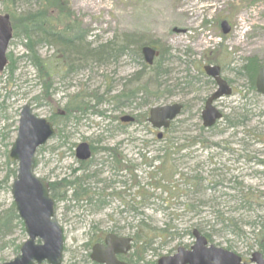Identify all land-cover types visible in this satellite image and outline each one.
I'll list each match as a JSON object with an SVG mask.
<instances>
[{
    "label": "rangeland",
    "instance_id": "obj_1",
    "mask_svg": "<svg viewBox=\"0 0 264 264\" xmlns=\"http://www.w3.org/2000/svg\"><path fill=\"white\" fill-rule=\"evenodd\" d=\"M17 1L18 12L37 7V0ZM67 3L68 20L81 29L83 43L89 50L106 44L119 47L127 37L131 38L129 52L100 59L99 63L93 59L79 62L75 52L63 53L60 64L65 65L66 71L53 78L51 95L43 97L36 72L26 58L25 41L22 38L11 40L7 66L0 73V217L14 211L10 186L15 166L8 162V151L16 137L19 112L28 104L36 117L49 121L56 129L55 136L36 152L35 174L58 187L54 208L63 231L62 264L89 261L90 249L84 247L89 237L95 230L106 233L113 227L122 228L130 237H138L139 242L134 241L129 257L134 264H156L161 257L172 256L177 248L188 249L194 241L190 234L194 228L201 231L210 244L246 262L254 252L264 257V248L258 245V231L264 230V165H259L264 163V144L261 143L264 142V98L252 88V80L248 81L243 73L237 74L246 59L256 58L264 63V0H67ZM5 8L12 10V3L0 2V15L6 14ZM224 20L231 30L223 36L220 23ZM72 23L67 21L61 28L72 27ZM138 45L157 52L154 63L161 65V78H153L151 69H142L144 63L142 56L141 59L137 56ZM58 49L43 43L37 46L36 52L40 58L52 60ZM12 56L15 63L10 73ZM68 57L73 61L72 67L66 60ZM204 66L220 68L221 76L233 88L232 96L224 100V115L233 120L234 115H240V109L249 104L252 116L243 127L228 129L220 135L226 126L219 122L212 131L199 132L202 101L215 88L204 74ZM140 72L138 79L136 74ZM142 87L145 92L139 91L130 102L116 98L123 92ZM144 99H147L146 107L138 109ZM174 103L185 108L173 126L163 132V138L156 140L146 121L148 110ZM82 104V111L71 112ZM123 116L137 121L128 125L121 123L119 118ZM115 131L117 134L110 137ZM249 132L253 137L248 138L246 133ZM176 137L180 145L193 137L206 141L207 147L236 141L230 149L239 155L246 154L244 147H247L255 158L251 166L241 160L236 166L239 170L229 173L240 177V191L245 195L223 188L202 190L208 183L219 184L229 178L224 171L227 156L222 154L220 157H224L220 158L218 148L204 149L198 159L189 162L183 151L158 153L156 148L175 142ZM80 143L88 144L92 152L85 171L81 169L82 162L75 158V148ZM117 144H122L117 152L125 157L123 162L128 167L135 166V170L125 176L128 193L123 200L129 206L144 200L145 208L138 214L120 213L119 202H113L111 210L93 213L72 197V187L64 188V183L60 182H74L97 171L98 163L107 154L105 150L115 149ZM158 157L161 163L154 161ZM145 162L152 164L151 167ZM191 165L195 169L187 171ZM214 169L218 171L212 174ZM193 174L204 181L195 192L202 194L200 199L208 204L203 210L199 209L198 214L185 211L189 188L186 180ZM99 178L104 185L95 183ZM99 178L86 180L88 197H93L97 191L107 195L114 185L106 168ZM157 183L160 186L157 187ZM105 185L110 186L105 188ZM121 187L114 186L113 191H121ZM213 209L219 211L218 214H213ZM25 239L17 221L12 219L11 232L0 238V263L11 261L18 253L16 247Z\"/></svg>",
    "mask_w": 264,
    "mask_h": 264
},
{
    "label": "water",
    "instance_id": "obj_2",
    "mask_svg": "<svg viewBox=\"0 0 264 264\" xmlns=\"http://www.w3.org/2000/svg\"><path fill=\"white\" fill-rule=\"evenodd\" d=\"M222 34L230 31L226 21L221 23ZM12 39L9 17L0 15V73L7 64L6 53ZM144 62L151 66L157 53L150 47H142ZM205 74L216 84V91L208 98L201 114L203 126L209 128L220 119V114L211 106L212 101L228 96L230 88L220 77L218 67L205 66ZM256 92L264 96V66L255 79ZM181 111L179 104L157 106L149 110L148 123L155 129H167ZM122 122L133 121L124 117ZM55 135L53 126L45 119L36 117L28 104L19 113L17 134L9 151V158L16 163V175L10 187V194L18 218L23 224L27 239L20 246L19 254L10 262L1 264H61L63 252L62 230L56 221L53 200L49 196L47 182L34 174L35 153L50 138ZM161 134H158V138ZM76 157L80 160L90 158L87 144L76 148ZM195 241L190 250L178 248L173 256L162 257L157 264H245L239 256L227 250L206 246V240L198 231L193 230ZM130 239L107 235L104 246L92 248L90 260L97 264H122L115 259L116 254H124L130 250ZM251 264H264L263 256L254 252L250 258Z\"/></svg>",
    "mask_w": 264,
    "mask_h": 264
},
{
    "label": "trees",
    "instance_id": "obj_3",
    "mask_svg": "<svg viewBox=\"0 0 264 264\" xmlns=\"http://www.w3.org/2000/svg\"><path fill=\"white\" fill-rule=\"evenodd\" d=\"M0 2H11L12 3V10L5 8L6 14L9 16L10 22H12V32H13V39L15 38H22L25 41L23 47L26 51V58L29 59L31 66L34 68L36 72V76L40 85L42 86V96L49 97L51 95L53 84L52 80L57 74L63 75L66 71L64 68L65 65L62 67L60 62L62 61L60 55L70 54L75 52V55H78L79 62L84 61L86 59H93L94 62L99 63L100 59H106L111 56L122 55L124 53L129 52V41L131 42V38L125 37V43L121 46L114 47V44H106L97 47L94 50H89V46L84 44L83 42V32L81 29L79 30L75 24L72 23L71 20H68L70 16V11L68 9L67 0H37L36 9H31L29 11L18 12L17 11V0H0ZM72 23V27H65L62 29V24L66 22ZM74 25V26H73ZM78 25V24H76ZM57 27V28H56ZM62 30H61V29ZM69 30L71 32H69ZM69 33L70 36H67ZM50 44L55 45L59 49L56 55L53 56V59H42L38 56L36 52L37 46L41 44ZM136 45V44H135ZM137 56L140 58V48L141 46L138 45L137 47ZM61 50V51H60ZM133 52V51H131ZM69 56V55H68ZM11 60V56H10ZM70 66H73V61L66 59ZM15 61L13 60L12 56V67L9 65L10 69L9 72L13 73V66ZM261 63L256 58L246 59L244 65L241 67L242 72L247 78H251V84L253 88V81L256 75L258 68L260 67ZM160 64L154 63L152 67L142 66V69H151L153 73V78H161L162 73H160ZM72 69V68H71ZM142 72L137 73L136 77L139 79V76ZM136 78V79H137ZM152 78V79H153ZM156 83V81H155ZM139 91H144V88H135L134 90H128L123 92L120 95H117L116 98L120 99L121 101L124 99L125 101L133 100ZM78 97V96H76ZM120 104L121 102L118 101ZM147 99H144L141 104H146ZM124 104V103H123ZM122 104V105H123ZM83 104L79 107H76L75 110L71 112H75L77 110L82 111ZM235 123L229 122V126H234ZM168 146H163L161 150H168ZM107 151H111L108 150ZM113 152V151H111ZM113 157V155H110ZM166 157V156H165ZM11 165H14L11 161L8 160ZM67 187L73 186L74 189L80 192L75 193L73 196L74 199L79 200L86 198L88 194V189L85 188L83 185V181L81 179H75L74 182H63ZM50 197L56 201L58 195V187L55 184H50ZM64 198V195H62ZM61 197V198H62ZM60 198V197H59ZM88 202H92L93 199L90 197ZM12 219H15L18 222L17 216L13 210L7 212L4 217H0V238L6 234H9L12 230ZM20 224V223H18ZM263 227V226H262ZM258 245L262 249L264 248V230L258 231ZM18 250V247H16ZM139 254V251H136V255ZM139 258H137L138 262ZM131 261V260H130Z\"/></svg>",
    "mask_w": 264,
    "mask_h": 264
},
{
    "label": "flooded vegetation",
    "instance_id": "obj_4",
    "mask_svg": "<svg viewBox=\"0 0 264 264\" xmlns=\"http://www.w3.org/2000/svg\"><path fill=\"white\" fill-rule=\"evenodd\" d=\"M262 66H264V63H262L261 65H260V67L258 68V70L262 67ZM258 70H257V72H256V75H257V73H258ZM220 75H221V72H220ZM256 75H255V78H254V81H253V85L255 86V79H256ZM207 77V76H206ZM222 77V76H221ZM222 79L227 83V85L230 87V94L228 95V96H222L221 98H219V99H217V100H214V101H212V103H211V106L214 108V109H216L217 111H218V113L220 114V119L219 120H217L215 123H214V125L212 126V127H210V128H208V129H205V128H203L202 127V125H201V128L203 129V132H210V131H212V129L213 128H215V126H216V124L217 123H219V122H222V123H224V115H223V112H222V110H223V107H224V100L225 99H227V98H230V96H232V93H233V88H232V86L231 85H229V83L222 77ZM208 81L209 82H211L214 86H215V88H214V91L216 90V84H215V82H214V80L212 79V78H209L208 77ZM254 86H253V88H254ZM254 90H255V88H254ZM214 91L208 96V97H205V99H203V101H202V107H201V110H200V112H199V117H198V114H197V117H198V119L200 120V123L202 124L203 123V121H202V119H201V114H202V112L204 111V108H205V105H206V102H207V100H208V98H210V96L214 93ZM264 98V97H263ZM244 99L247 101L248 99H247V97H244ZM248 103H246V108L248 109ZM253 105L251 104L250 105V107H252ZM182 108H183V105H182ZM250 112V111H249ZM191 114H192V112H191ZM135 121H137V120H133V122L135 123ZM121 122V121H120ZM122 123V122H121ZM129 123H127V125H128ZM224 125V124H223ZM172 126H173V124H172ZM237 127H235V128H229V127H225L223 130H221L220 131V135H222V134H224L228 129H236ZM151 133H155V131L154 130H152L151 131ZM232 133H233V136L235 137V133H234V131H232ZM247 135H248V138H249V135L250 134H252L251 132H249V133H246ZM251 136V135H250ZM251 137H253V136H251ZM249 142H250V140H248ZM232 143H236V141H233V142H231V141H223V142H221V143H219V144H214V145H212V146H209V147H207L206 146V141H197V139L196 138H193V137H190V139L185 143V145H175L174 143H170L169 145H168V147H169V149L171 150V151H173V152H176L177 154L178 153H181L182 151L185 153V157H186V159H187V162H189V161H193V160H195V159H198L199 157H200V152L201 151H203L204 149H208V150H211V149H214V148H217L218 147V151L220 152V155H219V157L220 156H222V154L224 155V156H227L226 158L228 159V161H227V165H226V168L224 169V171H225V173L226 174H228L229 175V173L233 170V171H235V170H239V168H237L236 166L238 165V164H240V162H241V160H243L246 164H249V166H251V164L253 163V161L255 160V158L254 157H252V155H251V153H249L248 151H247V147H244V153H246V154H244V155H239V154H236L233 150H231L230 149V145L232 144ZM262 144H264V142H261ZM81 144V143H80ZM246 144H248L249 145V143H246ZM79 145V144H78ZM77 145V146H78ZM122 144H117V147H115V149H110L111 151H113V152H109V155H113V157L112 156H110V157H108L110 160V162L108 161V159H107V157L105 156L104 157V159L103 160H101V162H109V164H110V167H111V169L113 170V173H114V175H115V177H116V182L114 183V182H111V184L113 183L114 185H112V186H110V185H105V188H109V186H110V188H109V193L107 194V195H105V194H103V192L102 191H97V193H94L93 194V197L92 196H89L88 197V194L86 195V198H83V199H79V200H76V201H81V203H84V207L85 208H88L90 211H92L93 213H95L96 211H103V210H107V209H110V207H111V205H112V203L113 202H119L120 204H121V206L119 207V209H121L120 210V213H125V212H133L134 210H136V211H138V210H142L143 208H145V204H144V200L143 201H140V202H138V203H134L133 204V206L132 205H130L129 206V204L128 203H126V202H124V200H123V198L125 197V194H127L128 193V190H127V188H128V185H127V183H126V181H125V176L128 174V173H130V171L132 172V170H135V166H131V167H128V165L127 164H125L123 161H125V157H123V156H121V154L120 153H118L117 152V150H119V149H121V146ZM248 145H244V146H248ZM77 146H76V148H77ZM76 148H75V153H76ZM89 149H90V152H91V148L89 147ZM157 149V148H156ZM91 156H92V152H91ZM223 156V157H224ZM223 157H220V158H223ZM75 158L78 160V161H80V162H82V164H81V169L83 170V171H85L86 170V162L88 161V160H80V159H78L77 157H76V154H75ZM165 158V157H164ZM163 158V159H164ZM219 158V159H220ZM161 161H162V159H159L158 160V162H160L161 163ZM261 164L262 165H264V163H262L261 162ZM90 165V164H89ZM218 170H211V173L213 174V173H215V172H217ZM232 171V172H233ZM250 171V170H249ZM128 172V173H127ZM193 173H195V172H193ZM250 177H251V174L249 175ZM89 178H90V175H85V176H82V177H79V179H81L82 181H83V185L85 186L86 185V182L89 180ZM200 178V176L199 175H196V174H193V175H191L187 180H186V182H187V186L189 187H187L188 189H192V188H194V186L197 184V182L200 180L199 179ZM87 180V181H86ZM226 181V182H225ZM240 177H238V175H229V178L228 179H222L221 181H219L218 183L219 184H217V183H215V184H212V183H208V185L210 186V190H212V191H214V190H216L217 188H223V189H226V190H228V191H230V192H232V193H234V192H237L239 189H240ZM60 182H62V184H63V182H65V181H63V180H61ZM50 184H52V183H50ZM61 184V185H62ZM60 185V186H61ZM99 185H104V183H100V184H98V186ZM114 186H117V187H119V186H122L121 188H122V190L120 191H116V190H114L113 191V187ZM63 187L65 188H69V187H67V185H65V184H63ZM72 188H73V190H74V193H73V195L75 194V193H78V192H80L79 190H75L74 189V187L73 186H71ZM239 192V191H238ZM239 195H245L244 193H242V194H240V193H238ZM72 195V197H74ZM94 196L96 197L95 199H94ZM92 198L93 199V201L92 202H88L87 200L89 199V198ZM193 196H192V194L190 193V197H188V201H187V203H186V206H185V211H187V212H194V211H197V210H199V209H203V203H202V205L201 204H199V202H197L196 200H193L194 198H192ZM241 197H243V196H241ZM231 198V197H230ZM244 198V197H243ZM236 199V198H235ZM96 200V201H95ZM234 201H236V200H234ZM245 203V202H244ZM248 205L250 206L251 205V201L249 200L248 201ZM146 206H152V205H148V204H146ZM239 206V205H238ZM111 210V209H110ZM113 211V210H112ZM92 229H96V227H93ZM107 234H111V235H114V236H116L117 238H124V239H126V238H128V235L127 234H125L124 232H123V230L121 229V228H119V227H113L112 229H110L108 232H106V233H101V232H97L96 230L93 232V234L89 237V241L84 245V247H86L87 249L89 248L90 249V253H89V255H88V258L90 259V254H91V252H92V248L94 247V246H96V245H101V246H104V239H105V236L107 235ZM205 236V235H204ZM205 239H206V242H207V246H209V245H213V244H210V242H209V240L207 239V237L205 236ZM132 240V242H131V250L130 251H128V252H126V253H124V254H116L115 255V259L117 260V262H119V263H122V264H130V259H129V257H130V253H131V251H132V249H133V246H134V240H133V238L131 239ZM192 246V245H191ZM190 246V247H191ZM190 247L188 248V249H190ZM250 258H251V256H250ZM250 258H249V261L248 262H246V261H244V260H242L241 259V261L243 262V263H245V264H251L250 263ZM87 262L89 263V264H97V263H95V262H92V261H88L87 260Z\"/></svg>",
    "mask_w": 264,
    "mask_h": 264
},
{
    "label": "bare ground",
    "instance_id": "obj_5",
    "mask_svg": "<svg viewBox=\"0 0 264 264\" xmlns=\"http://www.w3.org/2000/svg\"><path fill=\"white\" fill-rule=\"evenodd\" d=\"M140 55L142 56V54H141V48H140ZM142 59H143V56H142ZM143 63H144V65L145 66H147V64L144 62V60H143ZM143 66V65H142ZM242 68H240L239 69V72L237 73L238 75H240L241 73H243L242 72V70H241ZM246 78H247V76H245ZM247 80L248 81H251V78H247ZM143 107H146L145 106V104L143 105V104H139L138 105V109L139 108H143ZM183 108H185L184 107V105H183ZM241 110V114L239 115V114H236V115H234V117H233V120H230V117L229 116H226V115H224V126H227V127H231V128H235V127H239V126H241V127H243L242 125H244L248 120H249V118L252 116L251 114H250V112H249V110L246 108V105L243 107V108H241L240 109ZM149 111V110H148ZM191 112H193V108H191ZM192 116V115H191ZM262 116H263V114H262ZM190 120H192V117L190 118ZM229 122H232V123H235V125L234 126H229ZM202 125V127L203 128H205L204 126H203V123L201 124ZM201 125L199 126V132L201 133V132H203V129L201 128ZM190 127L191 128H193L194 126H193V124H191L190 125ZM205 129H207V128H205ZM116 130V129H115ZM106 132H108V131H106ZM117 134V131H115V132H113V134H111L110 135V137H112V136H114V135H116ZM189 138H187V140H188ZM15 140V139H14ZM14 140H13V142H14ZM177 137H176V139H175V142L173 141L172 143H174L175 145H180V144H178L177 143ZM12 142V143H13ZM12 143H11V145H10V148H11V146H12ZM171 143V142H170ZM169 143V144H170ZM86 144V143H85ZM88 145V144H87ZM181 145H184V144H181ZM89 146V145H88ZM163 147V146H162ZM162 147H159V148H157L156 150H158V153H160L161 154V152H162V150H161V148ZM165 147V146H164ZM10 148H9V151H10ZM218 148V147H217ZM214 149H216V148H214ZM110 150V149H109ZM9 151H8V156H9ZM105 152L107 153H105L106 155V157L108 158V157H110V155H109V152L110 151H107V149L105 150ZM76 154V153H75ZM212 157V156H211ZM212 159V158H211ZM211 159H208L209 161H211ZM260 166H262V164H259ZM258 165V163H257V166H259ZM98 170L97 171H91V173H90V178L89 179H95L96 177L97 178H99V176L103 173V170H104V168H106L107 170H108V173H109V176H110V183L111 182H116L117 180H116V177H115V175H114V173H113V170L111 169V167H110V164H109V162L107 161H103V162H100V163H98ZM148 166V168H150V166L149 165H147ZM195 169V166H189L188 168H187V171H192V170H194ZM13 179H14V177H13ZM13 179H12V181H13ZM42 179V178H41ZM44 180V179H43ZM45 181V180H44ZM97 182H95L97 185L98 184H100V183H104V181H103V179H101V178H99L98 180H96ZM202 182H204L203 180H199L198 182H197V184L194 186V188H190V189H187V193H188V197H190V193L192 194V198H194L193 200H196L197 202H199V204H201L202 205V203L204 204L203 205V209L204 208H206L207 207V205L208 204H205L201 199H200V195H201V198H202V194H196V192H195V190H196V188L199 186V184L200 183H202ZM11 184H12V182H11ZM86 184H88V183H86ZM156 186L158 187V186H160V184H156ZM87 188H89V186H87ZM240 188H241V184H240ZM202 190L204 191H211L210 190V186L208 185L206 188H203L202 187ZM239 191V192H238ZM237 191V193H240V194H242V191H240V189ZM89 194V193H88ZM142 197V196H141ZM144 197V196H143ZM96 201V200H95ZM241 205L242 204H240V206L239 207H241ZM245 205V203L243 202V206ZM247 205H248V203H247ZM243 206L241 207V208H243ZM248 207H250L249 205H248ZM214 208V207H213ZM144 209V208H143ZM142 209V210H143ZM203 209H201V210H203ZM138 212H139V210L138 211H136V210H134L132 213H136V214H138ZM219 212V211H218ZM218 212H214V209H213V211H212V213L213 214H215V213H217L218 214ZM198 213H201L200 212V210H197V211H194V214H198ZM16 214V213H15ZM17 216V215H16ZM216 218H217V216H216ZM17 219H18V222H17V224L18 223H20V224H18V226L20 227V230L23 232L24 231V229H23V224H22V222H21V220L18 218V216H17ZM122 229V228H121ZM123 230V229H122ZM193 230H195V231H198V233L199 234H202L201 233V231H199V230H197V229H193ZM192 230V231H193ZM191 231V232H192ZM128 238H133V240L136 242V244H138V237H135V236H133V237H130L129 235H128ZM134 254V253H133ZM135 254H136V252H135ZM138 255V254H137ZM136 255V256H137ZM137 258H139V257H137ZM131 260V259H130ZM82 264H89L86 260H84L83 261V263ZM130 264H134L133 263V261L131 260L130 261Z\"/></svg>",
    "mask_w": 264,
    "mask_h": 264
}]
</instances>
